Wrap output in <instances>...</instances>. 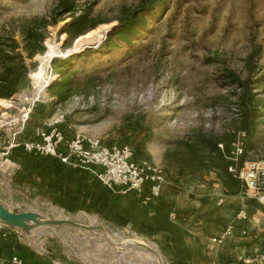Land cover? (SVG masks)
I'll list each match as a JSON object with an SVG mask.
<instances>
[{"label": "rangeland", "instance_id": "1", "mask_svg": "<svg viewBox=\"0 0 264 264\" xmlns=\"http://www.w3.org/2000/svg\"><path fill=\"white\" fill-rule=\"evenodd\" d=\"M149 1L153 10L145 14L147 27L138 35H127L132 41L127 45L118 39L115 28L142 7L141 0H0V39L8 42L11 58L6 64L14 75H21V61L25 66L24 80L16 83L12 97L0 98V208L15 215L29 214L10 221L11 225L0 213V221L6 222L4 232H17L30 248L37 239L38 248L60 261L168 264L174 260L157 234L154 242L166 260L151 246L146 251L133 248L139 244L134 241L122 245L110 231L123 235V241L134 238L121 229L102 228L127 219L122 213L116 217V202L126 201L127 196L118 189L107 188L111 208L94 209L93 199L87 197L83 203L91 209L79 213L66 211L62 197L47 198L26 186L24 170L46 168L41 159L45 156L30 159L27 156L33 153L22 148L37 135L58 126L66 137L71 131L106 144H127L139 162L147 161L184 192L198 186L211 188L218 193L214 204L226 196L220 193V184L227 172L218 153L226 160L218 146V152L209 151L205 140L222 144L227 153L238 133L244 132L240 163L264 159V0ZM62 3L74 6L72 15L60 16ZM81 18L77 30L64 32ZM79 32L83 35L77 36ZM26 33L30 39L24 37ZM228 71L243 83L248 81L251 88L249 132L240 127V89L222 79ZM59 116L64 122L55 125ZM10 145L17 147L7 151ZM67 167L73 169L72 176L80 174L74 170L92 171ZM177 209L171 207L165 222L171 233L183 228L176 222ZM45 220L81 227L34 225ZM91 226L102 231L83 228Z\"/></svg>", "mask_w": 264, "mask_h": 264}, {"label": "crops", "instance_id": "2", "mask_svg": "<svg viewBox=\"0 0 264 264\" xmlns=\"http://www.w3.org/2000/svg\"><path fill=\"white\" fill-rule=\"evenodd\" d=\"M67 136L70 139L72 132H68ZM33 155L38 157L34 153L27 157L35 160ZM41 159L46 163L45 169L39 170L38 166L23 169L26 172V186L31 185L34 191H41L47 198L62 197L63 208L68 212L82 213L83 210L91 209L90 204L83 203L87 197L93 199L90 203L94 209L111 208V195L100 184L95 171L74 170L80 174L72 176L70 171L73 169L67 167L69 165L60 164L56 158L49 156ZM134 160L139 165L147 162H139L135 156ZM43 175L46 179L42 178ZM35 176L38 180L36 183ZM22 182L20 187L27 191L28 188ZM76 184H79L78 189ZM205 189L204 186H198L191 192H184L179 185L165 178L157 198L158 203L152 204L149 186L143 185L132 194L125 195L126 201H117L114 206L116 217L120 213L125 214L126 221L117 223V220L116 224H111L113 227L106 223L102 228L115 231L121 229L134 238L132 241L151 246L161 260H166L154 242L155 234L159 235L158 242L161 240L164 244L162 247L171 249L173 255L174 261L170 259L168 264H243L242 258L256 253L264 254V206L246 194L240 181L226 176L220 184V193L226 196L219 199L217 204L213 200L218 193L211 188ZM172 206L178 208L176 222L183 225L180 232L175 228L176 233L168 232L170 227L165 223ZM240 214L245 215L244 219L238 218ZM83 228L92 232L102 231L95 226ZM226 232L229 235L221 243L213 242ZM16 233L9 230L0 236V264H18L13 259L20 261L19 264H52L55 258L51 254L40 256L33 252Z\"/></svg>", "mask_w": 264, "mask_h": 264}, {"label": "built area", "instance_id": "3", "mask_svg": "<svg viewBox=\"0 0 264 264\" xmlns=\"http://www.w3.org/2000/svg\"><path fill=\"white\" fill-rule=\"evenodd\" d=\"M63 122V116H59L54 124L59 125ZM244 135V132L238 133L237 140L230 144L227 153L223 152L222 144L217 146L227 161L226 172L229 177L240 181L246 194L259 205L264 206V159L260 158L240 163L244 153ZM37 138L36 140L24 142L23 150L40 156L54 157L64 165L92 169L102 186L109 189H118L122 195L134 192L143 185H149L150 200L159 196L164 182V173L150 164H137L134 160V152L127 144H106L99 139L91 138L82 133H75L70 139H67L64 131L58 126L52 128L50 132L42 133L40 136L37 135ZM15 147L17 145H10L6 150ZM0 171L2 172V147L0 148ZM170 217L174 218V215L171 214ZM244 217V214L238 215V218L244 219ZM110 233L114 238L122 241V245L132 241H123L122 237L124 236H120L117 232L110 231ZM2 235H4V223L0 221V236ZM228 235L229 232H226L220 239H214L213 242L216 244L221 243ZM108 240L113 245H118L110 238ZM33 241L34 246L31 247L33 252L40 256L49 255L45 249L37 247V239H33ZM127 247L128 250H132V248H129L130 246L127 245ZM133 248L138 247L134 246ZM119 254L122 255V253ZM71 261L70 258H66L65 261L54 259L52 264H72ZM13 262L20 263L16 259H13ZM241 262L243 264H264V254L256 253L253 256L242 258ZM80 264L90 263L80 261Z\"/></svg>", "mask_w": 264, "mask_h": 264}, {"label": "trees", "instance_id": "4", "mask_svg": "<svg viewBox=\"0 0 264 264\" xmlns=\"http://www.w3.org/2000/svg\"><path fill=\"white\" fill-rule=\"evenodd\" d=\"M142 7L136 10L135 12H132L130 15L127 16L122 21L118 22V25L115 28V32L117 33L116 35L118 36V39L123 41L127 45H131L132 41L127 38V35L133 34V35H138L140 31L144 28H146L145 24V14H151L153 10V5L149 0H141ZM60 16H64L66 14L72 15L74 12V6L68 4V3H62L60 4ZM74 19V18H73ZM81 19L75 20V22L69 24L67 26L65 33H71L69 31V28L72 29H78L79 26L82 24ZM57 20H53V24H57ZM82 33H78L77 36H80ZM83 35V34H82ZM65 37V35H63ZM25 38H31V34L26 33L24 36ZM82 37V36H81ZM80 38V37H79ZM75 39V38H74ZM67 39L65 40V42ZM7 43L3 41V39H0V98H10L12 95L15 93L14 91L16 90V83L19 82L20 80H24V63L21 61V75H14V69L10 67L8 62H10V54L9 51L7 50ZM33 53L32 55H34ZM30 56V54H29ZM3 63V64H2ZM3 67V68H2ZM222 79L224 80V84L227 83L226 85H234L235 87L240 89V94L238 95V100H239V105L243 109V116L240 122V127L246 131L249 132V128L251 127V120H249L248 117H251L250 114L252 115L253 112H250L253 96L251 94V88L249 87V83L247 81L246 83H243L241 79L236 76L233 72L228 71L226 74L222 76ZM53 87V86H52ZM205 146L208 148L209 151L212 152H218L217 150V144L214 140H205L204 142ZM227 148V145H226ZM218 158L220 161V166L221 168L225 171L226 173V166L227 162L222 159V156L220 153H218ZM226 177H229V175L226 173ZM229 179L232 180V178L229 177Z\"/></svg>", "mask_w": 264, "mask_h": 264}, {"label": "water", "instance_id": "5", "mask_svg": "<svg viewBox=\"0 0 264 264\" xmlns=\"http://www.w3.org/2000/svg\"><path fill=\"white\" fill-rule=\"evenodd\" d=\"M0 213L2 214V217L4 218V219H6L7 221H8V217H11V215H15V214H11V213H9V212H6L4 209H2V208H0ZM27 215H29V214H27ZM27 215H15L14 217L15 218H21V219H24V218H26V216ZM13 217V216H12ZM3 223H6V222H4V221H2ZM9 222V221H8ZM12 225V224H11ZM35 226H53V225H69V226H77V227H81L80 225H77V224H75V223H71V222H60V221H48V220H45V222H42V223H36V224H34ZM23 226V225H22ZM21 227V226H20ZM25 227H27V226H25ZM25 227L23 226L22 228L23 229H25ZM26 230V229H25ZM28 230V229H27ZM136 247H138V248H142V249H144V250H146V251H151V249H149L147 246H145V245H141V244H137V245H135Z\"/></svg>", "mask_w": 264, "mask_h": 264}, {"label": "bare ground", "instance_id": "6", "mask_svg": "<svg viewBox=\"0 0 264 264\" xmlns=\"http://www.w3.org/2000/svg\"><path fill=\"white\" fill-rule=\"evenodd\" d=\"M77 42H78V44H80L81 41L78 40ZM1 103H2V101H1ZM7 219H8V221H9V223H10V221L13 222V220L18 219V218H15L14 215H13V217L11 216V217H8ZM10 224H12V223H10ZM12 225H13V224H12Z\"/></svg>", "mask_w": 264, "mask_h": 264}]
</instances>
